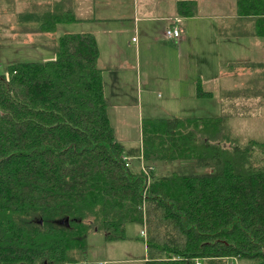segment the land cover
Here are the masks:
<instances>
[{
  "label": "trees",
  "instance_id": "16d2710c",
  "mask_svg": "<svg viewBox=\"0 0 264 264\" xmlns=\"http://www.w3.org/2000/svg\"><path fill=\"white\" fill-rule=\"evenodd\" d=\"M176 5L195 13L196 0ZM236 8L264 38V0ZM77 19L49 12L38 30ZM99 53L94 33L66 32L53 58L0 71V264H89L88 233L124 238L130 222L146 230V264H264V141L239 145L223 116H165L144 117L140 145L125 146Z\"/></svg>",
  "mask_w": 264,
  "mask_h": 264
},
{
  "label": "crops",
  "instance_id": "0c3cea01",
  "mask_svg": "<svg viewBox=\"0 0 264 264\" xmlns=\"http://www.w3.org/2000/svg\"><path fill=\"white\" fill-rule=\"evenodd\" d=\"M176 1L0 0V21L4 22L0 28L9 29L12 25L8 23L13 21H35L33 27L35 31L31 36L37 39L44 37L47 33L38 30V22L45 14L71 11L78 18L76 21L87 22L90 25L89 29L80 31H90L96 37L100 52L98 65L103 69L105 93L108 100L105 81L110 80L113 95H118V98L122 94L127 95L123 82L128 77L127 73H121V71L136 69L139 75L142 50H149L148 60L150 61L164 62L166 66L177 64L179 71L177 79L163 80L162 87H164L168 100L182 102L187 99V101H203L206 97L219 98L228 91V88H223V70L226 73L230 69L229 64L239 63L243 55L231 53L230 46L228 47V43L223 39L224 36H221L222 26L216 23L217 20H227L224 25L226 34L249 37L250 46L253 48L258 49V44H261V41L264 43V39L253 34L252 25L251 28L244 29L243 25L249 21V18L242 17L238 13L216 11V5H221L220 0H204L206 2L196 0L195 13L190 16L178 13ZM210 20L212 22H209ZM232 20H235V23H231ZM173 25L181 30L180 36L176 39L167 38L165 35L166 28ZM259 38H261L260 42ZM244 44L245 42L241 40L236 49L241 50ZM126 49H132L136 53L135 62L132 63L124 55ZM199 83L205 91L211 93L210 96L197 94ZM153 88L150 80H147L145 93L151 94ZM110 104L111 101H109V106ZM176 109V114H179L178 112H182L185 107ZM191 109L193 110L194 107ZM186 116L218 115H200L192 111V114ZM140 143L141 133L138 145ZM230 259L241 261L240 258L229 257L225 259L226 264Z\"/></svg>",
  "mask_w": 264,
  "mask_h": 264
},
{
  "label": "rangeland",
  "instance_id": "374dc122",
  "mask_svg": "<svg viewBox=\"0 0 264 264\" xmlns=\"http://www.w3.org/2000/svg\"><path fill=\"white\" fill-rule=\"evenodd\" d=\"M203 2L206 1L203 0ZM220 3L221 5H216V11L237 13L236 0H220ZM226 22L227 20L223 19L216 22L222 26L221 36H224L223 39L228 43V47L230 46L231 53L233 55L240 53L243 58L239 63L229 64L230 69L226 73L223 70V88H228V91L219 98L206 97L203 101H187V99L182 102L168 100L162 84L166 78L177 79L178 66L176 63L166 66L164 62L156 63L148 60L149 50L140 52L139 75L136 69L121 71V73H127L129 79L123 82L127 95L122 94L120 98L116 94L113 95L110 80L105 81L109 101H111L109 115L118 140L127 147L138 145L144 117L186 116L196 111L200 115L223 116L229 135L236 139L239 145H244L249 138L264 141V43L259 38L261 44H258L257 49L250 46L249 37L226 34L224 26ZM230 22L235 23V20ZM3 24L4 22L0 21V26ZM246 24L243 25L244 29L251 28L252 21L249 20ZM8 25L12 27L0 28V71L2 72L7 70V65L11 61L53 58L60 35L66 32H81L80 30L90 27L87 22L62 21L57 23L53 32H47L44 37L35 39L31 36L35 31L33 28L35 21L19 20L10 22ZM241 40L245 42L244 47L241 50L236 49ZM124 53L132 63L135 62L136 53L132 49H126ZM147 80H150L154 87L151 94L145 93ZM178 107H185V109L176 114ZM192 107H194L193 110ZM232 143L233 140H230V143L226 142L225 146L231 147ZM155 168L158 172H162L169 170L170 166L157 164ZM142 228L139 222H130L126 225V237L114 240H107L102 230H91L87 237L88 263L146 264L147 248L141 232ZM252 263V260L248 258H242L241 261L236 259L228 261V264Z\"/></svg>",
  "mask_w": 264,
  "mask_h": 264
},
{
  "label": "built area",
  "instance_id": "2783aa9c",
  "mask_svg": "<svg viewBox=\"0 0 264 264\" xmlns=\"http://www.w3.org/2000/svg\"><path fill=\"white\" fill-rule=\"evenodd\" d=\"M180 32H181L180 28L173 25V26H169L166 28L165 35L167 38L176 39L180 36ZM133 39H135V38H133ZM151 167H154V166H151ZM141 232H142L143 236L146 235V230L144 227L142 228ZM196 264H201L200 260H196Z\"/></svg>",
  "mask_w": 264,
  "mask_h": 264
}]
</instances>
